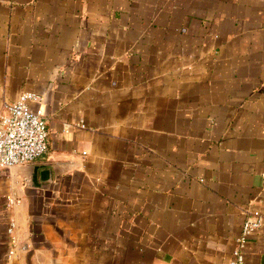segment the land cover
<instances>
[{
	"label": "crops",
	"instance_id": "1",
	"mask_svg": "<svg viewBox=\"0 0 264 264\" xmlns=\"http://www.w3.org/2000/svg\"><path fill=\"white\" fill-rule=\"evenodd\" d=\"M25 92L66 167L0 169V264H225L252 217L264 264V0H0V115Z\"/></svg>",
	"mask_w": 264,
	"mask_h": 264
},
{
	"label": "built area",
	"instance_id": "2",
	"mask_svg": "<svg viewBox=\"0 0 264 264\" xmlns=\"http://www.w3.org/2000/svg\"><path fill=\"white\" fill-rule=\"evenodd\" d=\"M41 103V96L25 92L16 102L4 105L0 115V169L29 165L47 152L48 134ZM260 225V217L245 220L231 259L225 264L244 263L245 249Z\"/></svg>",
	"mask_w": 264,
	"mask_h": 264
},
{
	"label": "water",
	"instance_id": "3",
	"mask_svg": "<svg viewBox=\"0 0 264 264\" xmlns=\"http://www.w3.org/2000/svg\"><path fill=\"white\" fill-rule=\"evenodd\" d=\"M65 167V165H26L18 168L26 180V187L49 191L53 188L52 176L61 173Z\"/></svg>",
	"mask_w": 264,
	"mask_h": 264
}]
</instances>
